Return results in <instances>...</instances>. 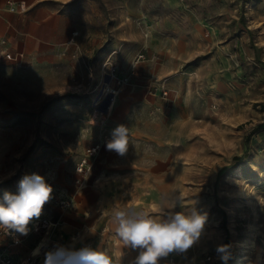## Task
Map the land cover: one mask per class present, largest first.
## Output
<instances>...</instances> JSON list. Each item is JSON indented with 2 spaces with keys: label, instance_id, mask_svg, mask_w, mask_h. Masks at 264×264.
<instances>
[{
  "label": "rangeland",
  "instance_id": "374dc122",
  "mask_svg": "<svg viewBox=\"0 0 264 264\" xmlns=\"http://www.w3.org/2000/svg\"><path fill=\"white\" fill-rule=\"evenodd\" d=\"M73 12L76 45L39 62L0 55V199L34 173L53 188L28 235L0 230V264H43L55 244L131 264L112 210L177 198L165 212L207 221L176 264H224V244L227 264H264V0H78ZM120 124L124 156L106 149Z\"/></svg>",
  "mask_w": 264,
  "mask_h": 264
},
{
  "label": "clouds",
  "instance_id": "9594fccd",
  "mask_svg": "<svg viewBox=\"0 0 264 264\" xmlns=\"http://www.w3.org/2000/svg\"><path fill=\"white\" fill-rule=\"evenodd\" d=\"M129 147V130L123 124L116 126L106 149L124 156ZM53 188L39 174L25 175L18 184V192L5 191L0 199V230L10 235H28L29 225L42 215L46 203L52 199ZM179 198L171 205L154 206L152 211L137 207L114 208L112 222L115 235L124 248L138 250L131 264H159L170 253L187 252L201 238L207 214L195 208L182 211L174 209ZM43 244L32 253L41 254ZM231 245L217 247V254L224 264L231 257ZM123 253H121L122 257ZM43 264H121V257L85 244H55L43 250Z\"/></svg>",
  "mask_w": 264,
  "mask_h": 264
},
{
  "label": "crops",
  "instance_id": "0c3cea01",
  "mask_svg": "<svg viewBox=\"0 0 264 264\" xmlns=\"http://www.w3.org/2000/svg\"><path fill=\"white\" fill-rule=\"evenodd\" d=\"M76 1L0 0V40L7 41V45H0V52H13L18 62H23L27 56L39 62L69 47V41L78 36L74 35L77 30L70 34L75 24ZM20 3L25 4V11L19 8Z\"/></svg>",
  "mask_w": 264,
  "mask_h": 264
},
{
  "label": "built area",
  "instance_id": "2783aa9c",
  "mask_svg": "<svg viewBox=\"0 0 264 264\" xmlns=\"http://www.w3.org/2000/svg\"><path fill=\"white\" fill-rule=\"evenodd\" d=\"M19 8H20L22 11H25V10H26V7H25V4H24V3H20V4H19ZM11 9H12V10H15V7L12 6ZM77 34H78L77 31L74 32V35H77ZM76 43H77V42H76L75 40H71V41H69V45H71V44H75V45H76ZM0 45H3V46L7 45V41H6V39H1V40H0ZM0 55H1V56H4L5 58H7V59H9V60H13V61H18V60H19L18 57H17L13 52H10V51H7V50H2V51L0 52ZM137 58H138V60H142V59H145V58H146V55H145V53H139V54L137 55ZM119 81H120V82H125V78H119ZM162 94H163L164 96L168 95V90L165 88V86L162 88ZM97 148H99V146L94 147L92 150H89V152H90V153H93L94 151H96ZM86 163H87V158H84L83 161L80 163V165H79V167H78V171H79V172H84L85 164H86ZM13 236H15L16 238H19V237H20L19 234H15V235H13ZM175 254H176V255H175ZM175 254L172 255V256L170 257V259H169V261H170L172 264H176V263H177V260H178V259H177V256L181 255V253H179V252H175ZM214 259H215V258H214L212 255H208V256L206 257V260H207V261L214 262ZM10 264H14V263H13V262H10Z\"/></svg>",
  "mask_w": 264,
  "mask_h": 264
},
{
  "label": "bare ground",
  "instance_id": "6f19581e",
  "mask_svg": "<svg viewBox=\"0 0 264 264\" xmlns=\"http://www.w3.org/2000/svg\"><path fill=\"white\" fill-rule=\"evenodd\" d=\"M45 242H46V241H45ZM41 245H42V244H41ZM39 246H40V245H39ZM35 249H37V247H36ZM35 249H34V250H35ZM248 251H249V250H247V249H246V250H242L241 253L244 254V253H247ZM242 256H243V255H242ZM244 259H245V257H239L237 260H238V261H243Z\"/></svg>",
  "mask_w": 264,
  "mask_h": 264
},
{
  "label": "trees",
  "instance_id": "16d2710c",
  "mask_svg": "<svg viewBox=\"0 0 264 264\" xmlns=\"http://www.w3.org/2000/svg\"><path fill=\"white\" fill-rule=\"evenodd\" d=\"M242 160V157L238 158L237 159V163L240 162Z\"/></svg>",
  "mask_w": 264,
  "mask_h": 264
}]
</instances>
